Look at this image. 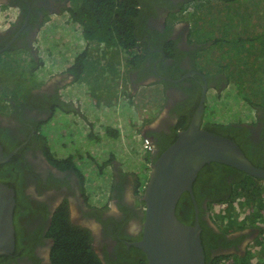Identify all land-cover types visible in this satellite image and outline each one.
Returning a JSON list of instances; mask_svg holds the SVG:
<instances>
[{
    "label": "flooded vegetation",
    "instance_id": "flooded-vegetation-1",
    "mask_svg": "<svg viewBox=\"0 0 264 264\" xmlns=\"http://www.w3.org/2000/svg\"><path fill=\"white\" fill-rule=\"evenodd\" d=\"M6 1L18 13L14 22L0 28V55L12 56L8 68L17 82L3 96L6 101L0 102V145L3 155L8 156L0 164V181L13 190L14 245L11 251L0 255V264H51L50 227L62 205H66L71 223L92 233V248L96 251V246H101L96 252L100 260L104 264H119L118 253L135 247L132 243L141 238L142 194L147 181L141 175L121 179L113 169L106 192L109 207H94L98 204H89L84 196L83 177L72 165L57 162L59 154L55 148L50 150L52 155L46 151L43 139L49 142L48 127L55 120V108H64L66 85H61L53 76L41 81L36 28L48 13L62 8L68 0ZM201 1L155 0L143 9L144 31L136 36L135 48L144 60L132 72L136 83H160L161 90L157 96L160 104L156 127L141 130L154 146L152 152L144 151V154L149 156L150 163L159 157L177 138L178 131L187 128L204 93L201 128L232 139L253 166L264 169V107L239 123L217 125L204 117L209 91L218 95L227 80L220 70L206 72L199 66L198 61L212 46L209 40L192 33L200 28L198 23L192 27L190 17L196 13L193 8L198 12L195 3ZM231 40L227 37L228 42ZM61 77H72V74ZM245 178L249 188L258 184L264 188V179L221 163H207L197 173L191 191L183 192L175 207L179 220L200 227L202 244L213 246L207 253L211 258L243 255L260 233L258 227L248 222L232 231H223L217 218L218 207L227 206L237 184ZM127 183L130 190L132 186L140 193L135 199H129L123 192L122 187ZM252 210L248 207V211ZM215 234H224L226 243L217 238L216 245H211Z\"/></svg>",
    "mask_w": 264,
    "mask_h": 264
},
{
    "label": "crops",
    "instance_id": "crops-1",
    "mask_svg": "<svg viewBox=\"0 0 264 264\" xmlns=\"http://www.w3.org/2000/svg\"><path fill=\"white\" fill-rule=\"evenodd\" d=\"M6 2L0 0V9L8 6ZM66 8L67 4L48 13L35 36L37 54L43 61L46 73L56 78L61 85H66L65 98L62 99L64 108L56 110L55 120L50 125L53 133L50 140L59 146L60 149L55 148L59 156L74 154L75 151H70L69 148L77 147L80 150L79 154L82 156H78L76 160L86 171L85 189L97 203L106 193L104 188L113 176V169L119 177L130 179L144 173L148 167L146 160L142 161L140 158L138 137H148L142 135L143 128L156 127L158 118L155 117V107H158L160 102L158 97L155 99L151 96L161 90L159 86L146 82L136 83L133 66L127 65L128 59L119 47H105L100 43L101 47L108 48L109 51L102 57L95 46L84 41L80 27L69 20ZM86 45L91 47L87 56L93 61L92 68L102 72L98 74L96 84L86 85L84 76L77 82L69 77L62 80L61 75L67 72L76 55L83 51ZM135 50L140 52L136 48ZM125 71L131 94L120 96L123 93L120 87L123 86ZM130 97L137 98V101L129 100ZM141 99L149 100L154 106L144 109L140 105L139 108ZM119 103L130 111L124 125L118 124L111 113ZM139 109L144 110L138 114ZM105 120L107 123H104ZM107 125L116 130L112 136L114 140L105 138L104 128ZM64 130L80 133L77 146L69 145L60 139ZM88 131L95 134L92 144L86 141ZM122 188L128 196L136 192L129 189L128 183Z\"/></svg>",
    "mask_w": 264,
    "mask_h": 264
},
{
    "label": "trees",
    "instance_id": "trees-1",
    "mask_svg": "<svg viewBox=\"0 0 264 264\" xmlns=\"http://www.w3.org/2000/svg\"><path fill=\"white\" fill-rule=\"evenodd\" d=\"M154 1L155 0H68L66 12L69 16V20L80 27L84 41L89 45L95 46L102 57L109 51L107 50L108 48L101 47L100 43H103L105 47H119L127 56V65H132L133 68H135L144 60L142 54L135 50V45L137 43L136 36L144 31L143 24L146 18L143 16V9L144 7H150ZM193 10L196 12L194 8ZM45 20L46 19H43V21ZM231 39L232 44L241 43L245 40L241 37ZM249 40H251V38H248V42ZM229 43L230 42H228V44ZM90 51L91 47H86L81 53H78L72 67L69 68V71L79 81H81V78L86 74L87 52ZM99 73L102 72L95 69V75L92 78L93 85L96 84ZM239 81L240 80L236 78L232 80V83L239 86ZM245 100L248 101V99ZM3 101L6 100L2 99L0 96V102L3 103ZM55 109L60 110L61 108L56 107ZM205 117H208V115H205ZM184 121L185 118H182L181 122ZM211 122L214 123V121ZM215 123L220 125L228 122ZM108 129L110 128L107 127L106 130ZM111 130L109 133H111ZM79 134L78 132V135ZM43 141L46 151L52 155L50 151L52 147L51 149L49 147L51 142H48L46 138L43 139ZM164 148L165 147L161 150ZM77 150L78 148L75 147L74 154L59 156L57 162L60 165L70 164L74 167L76 172H78V160H76V158L82 155L79 154V150V153H77ZM247 178H245L243 182L237 184L236 192L231 197V200L227 201V206L218 207L220 213L217 218L220 224L223 225V231H232L248 222L250 226L258 227L260 233L253 242V245L241 256L225 255L211 258L207 253L209 252V248L213 246L203 245L205 250V264H264V188L261 187L262 184L249 188L248 185L250 184L249 181L246 180ZM143 181H145V178H143ZM141 186L142 183L140 182V192L143 190ZM89 200L90 204H94L90 196ZM219 203L218 205H221L222 201H219ZM101 207L105 208V205ZM248 207L253 210L248 211ZM216 220L215 218V221ZM50 235L53 239L50 250L51 264H104L92 248V233L88 229L75 225L69 221L66 205L60 206L56 211L52 219ZM217 238H220L224 244L226 243L224 234H215L212 238L213 243L211 245H216ZM118 263L147 264V260L140 249L137 247H130L129 250L118 253Z\"/></svg>",
    "mask_w": 264,
    "mask_h": 264
},
{
    "label": "rangeland",
    "instance_id": "rangeland-1",
    "mask_svg": "<svg viewBox=\"0 0 264 264\" xmlns=\"http://www.w3.org/2000/svg\"><path fill=\"white\" fill-rule=\"evenodd\" d=\"M195 4L198 6V12L191 14L190 22L192 27L194 23H198L200 28L192 30V33L194 32L202 40H209L212 43L210 49L198 61L199 66L205 71L217 72L220 70V73L227 80V85L222 88L218 95L214 91H209L210 98L207 99L208 109L206 112L208 117H205V115L204 117L206 120L217 123L246 121L251 114L255 115L259 108L264 107V0H202L200 4ZM225 35L229 38L241 37L245 40L233 44L231 40L228 44ZM248 38H251L249 42ZM219 39H222V41L219 42ZM85 47L90 46L86 45ZM37 58L41 67V81H44L52 75L46 73L42 59L38 56ZM11 59L12 56L9 54L0 55V96L2 98L9 94L13 82H17L14 81L13 74L8 68V61ZM92 65L93 61L88 57L86 74H84V82L87 85L93 84L92 78L95 75V69L92 70L91 76L90 69ZM123 75L124 82L123 86L120 87L123 93L120 96L131 94L129 80L125 79L126 71ZM236 78L240 80L239 86L232 83V80ZM159 84L154 85L159 86ZM158 95L159 93L156 92L151 97L155 98ZM215 98L217 102L214 101ZM128 99L137 101V98L134 97ZM245 99H248V101ZM102 103L104 104L103 100ZM140 105L144 109L154 106L149 100L144 99L139 100V108ZM144 109H139L138 114ZM158 109L159 107H155L156 118ZM129 112V109L123 107L120 103L115 105L111 111L120 125L125 124ZM104 123H107V120ZM107 127L110 129L106 130ZM111 129L108 125L104 128L106 140H114L112 137L114 131ZM110 130L111 133H109ZM48 132L47 137L50 138V135H53L50 126ZM94 136L93 132L88 131L86 135L87 143L92 144ZM60 139L69 145L77 146L79 135L78 132L73 133L64 130L60 135ZM49 142H51L50 149L51 147L52 149H60L59 146L53 143V140L49 139ZM141 142L142 140L138 137L139 149L142 145ZM69 150L74 151V148H69ZM79 152L77 150V153ZM140 158L142 161L146 160L147 155L144 154V150L141 151ZM79 169L82 173H86L80 165ZM108 184L104 188L106 192L109 190ZM88 195L92 196L90 193H84L86 201L90 203ZM131 197H135V194ZM102 200L107 201L106 194L103 195ZM100 248L101 246L97 245L95 252L100 251Z\"/></svg>",
    "mask_w": 264,
    "mask_h": 264
},
{
    "label": "water",
    "instance_id": "water-1",
    "mask_svg": "<svg viewBox=\"0 0 264 264\" xmlns=\"http://www.w3.org/2000/svg\"><path fill=\"white\" fill-rule=\"evenodd\" d=\"M204 101L203 93L187 128L178 131L177 138L150 163L142 194V234L132 243L144 253L147 264H205L200 227L182 222L175 212L180 196L191 191L205 164L221 163L264 179V169L253 166L232 139L201 128ZM7 159L0 145V164ZM13 207V190L0 181V255L13 249Z\"/></svg>",
    "mask_w": 264,
    "mask_h": 264
},
{
    "label": "clouds",
    "instance_id": "clouds-1",
    "mask_svg": "<svg viewBox=\"0 0 264 264\" xmlns=\"http://www.w3.org/2000/svg\"><path fill=\"white\" fill-rule=\"evenodd\" d=\"M7 3V2H6ZM16 10V12H14ZM17 11H18V9H16L14 6H11V5H9L8 4V6L7 7H5V8H2V9H0V28H3V27H5V25L6 24H8V23H12V22H14L15 21V17H16V14H17ZM43 23V20L40 22V24H39V27H40V25ZM39 27H38V29H39ZM37 29V30H38ZM36 33H37V31H36ZM35 46H36V44H35ZM37 48V47H36ZM86 48V47H85ZM38 51V50H37ZM81 53V52H80ZM37 56H38V54H37ZM127 56L125 55V58H126ZM39 60V59H38ZM75 60V59H74ZM74 62V61H73ZM73 64V63H72ZM72 64L67 68V72H65L64 74H72L69 70V68L70 67H72ZM92 67H93V65H92ZM94 68H91V71H90V73H91V76H92V70H93ZM46 70V69H45ZM70 79H72V80H74V81H79V80H77L76 78H75V76L72 74V77H69ZM62 80H66V79H62ZM87 85V84H86ZM151 85V84H150ZM145 139H147L149 142H150V144L152 145V149L151 150H146L145 148H144V146H143V144H144V140ZM140 140H142V145H141V148L139 149L140 150V152L142 151V150H144V151H146L147 153H150V152H152L153 151V149H154V146H153V143L151 142V140H150V138L149 137H140ZM146 162H147V164L150 162V159H149V156L147 155V158H146ZM77 167L79 168V165H77ZM149 169V170H148ZM149 172H150V164H148V167L146 168V170L144 171V173H140V174H138V175H141L142 177H144L145 178V181H147V178H148V174H149ZM81 177H83V185H84V187H85V179H87L86 178V173H82L81 171H80V169H79V171L77 172ZM144 175V176H143ZM135 176H137V175H135ZM121 178V177H120ZM131 178H133V177H131ZM131 189H132V186H131ZM133 190V189H132ZM133 191H135V190H133ZM84 193L86 194V193H88L89 194V192H87L86 191V189H84ZM106 195H107V193H105ZM135 194V197L137 196V195H140V193L138 192V190H136V192L134 193H132L131 195H129L128 196V198L129 199H135V197H131L132 195H134ZM90 198H92V196L90 197ZM93 200V199H92ZM95 203V202H94ZM99 203H102V204H99ZM90 204V203H89ZM95 204H98V205H96V206H98V207H101V206H103V205H105V208H107V207H109V203H108V201H103L102 200V198H101V201L100 202H97V203H95ZM113 206V204H111L110 205V207H112Z\"/></svg>",
    "mask_w": 264,
    "mask_h": 264
},
{
    "label": "built area",
    "instance_id": "built-area-1",
    "mask_svg": "<svg viewBox=\"0 0 264 264\" xmlns=\"http://www.w3.org/2000/svg\"><path fill=\"white\" fill-rule=\"evenodd\" d=\"M143 146H144V148L146 150H151L152 149V145L150 144V142L147 139L144 140Z\"/></svg>",
    "mask_w": 264,
    "mask_h": 264
}]
</instances>
